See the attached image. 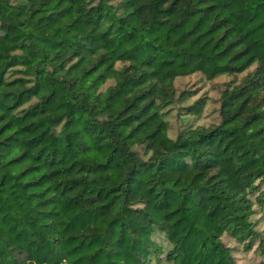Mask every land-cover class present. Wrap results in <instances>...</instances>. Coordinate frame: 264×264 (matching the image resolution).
Returning a JSON list of instances; mask_svg holds the SVG:
<instances>
[{
    "label": "trees",
    "instance_id": "obj_1",
    "mask_svg": "<svg viewBox=\"0 0 264 264\" xmlns=\"http://www.w3.org/2000/svg\"><path fill=\"white\" fill-rule=\"evenodd\" d=\"M259 120L264 0H0V264H264Z\"/></svg>",
    "mask_w": 264,
    "mask_h": 264
},
{
    "label": "rangeland",
    "instance_id": "obj_2",
    "mask_svg": "<svg viewBox=\"0 0 264 264\" xmlns=\"http://www.w3.org/2000/svg\"><path fill=\"white\" fill-rule=\"evenodd\" d=\"M226 80H228L227 76H219L214 80L208 81L200 73L176 78L175 86L178 93H182L184 91L188 95L183 96L180 101L171 105L167 114V119L170 123L169 135H175V132H178L184 126V120H180L182 112L185 110L184 107L193 104L194 101L200 97H204L205 106L199 116H186V118H188L187 124L191 126L210 125L218 122L219 94L222 89V84ZM263 122L264 120L256 121L248 128V131L251 132L256 128L261 127ZM259 153H264V145L261 147ZM252 219L256 222V229L262 231L264 234V210L258 211L252 216ZM154 239H156L157 243H162L163 246H166L161 235L156 234ZM222 240L228 246L233 248V254L240 264H258L259 257L254 250H244L241 244L233 241L227 234L222 236Z\"/></svg>",
    "mask_w": 264,
    "mask_h": 264
}]
</instances>
